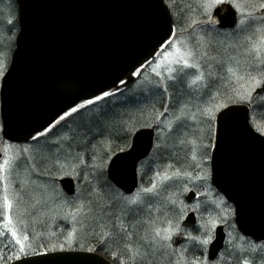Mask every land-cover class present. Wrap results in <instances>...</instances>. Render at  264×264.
I'll return each mask as SVG.
<instances>
[{
	"label": "snow or ice",
	"instance_id": "snow-or-ice-1",
	"mask_svg": "<svg viewBox=\"0 0 264 264\" xmlns=\"http://www.w3.org/2000/svg\"><path fill=\"white\" fill-rule=\"evenodd\" d=\"M158 5L167 31L128 79L118 76L77 97L23 144L13 143L10 125L0 127V264H48L29 258L57 252L104 253L114 264H264V238H249L238 227L242 206L213 188L235 120L245 135L264 142V0ZM15 6L8 0L9 49ZM8 67L0 52V79ZM121 96L120 113L57 134L70 118ZM145 128L163 163L145 186V165L137 161L140 183L124 193L110 168L131 156L130 141ZM14 175L23 176L17 187ZM66 178L79 189L66 192Z\"/></svg>",
	"mask_w": 264,
	"mask_h": 264
},
{
	"label": "water",
	"instance_id": "water-1",
	"mask_svg": "<svg viewBox=\"0 0 264 264\" xmlns=\"http://www.w3.org/2000/svg\"><path fill=\"white\" fill-rule=\"evenodd\" d=\"M18 34L8 74L0 85L1 127L10 125L13 143L23 144L33 129L139 64L167 31L158 0H15ZM226 25L231 24L229 13ZM154 134L142 129L132 138L131 156L110 168L124 193L134 192V164L151 153ZM213 188L243 208L242 227L249 238H264V142L253 140L235 120L217 158ZM69 194L76 189L63 181ZM223 194V193H222ZM227 198V196H226ZM187 202L188 201L186 199ZM187 223V221H186ZM226 238L223 240L225 244ZM53 256V257H52ZM91 257V258H89ZM31 260L48 264H112L98 253H49ZM21 264V262H13Z\"/></svg>",
	"mask_w": 264,
	"mask_h": 264
},
{
	"label": "rangeland",
	"instance_id": "rangeland-1",
	"mask_svg": "<svg viewBox=\"0 0 264 264\" xmlns=\"http://www.w3.org/2000/svg\"><path fill=\"white\" fill-rule=\"evenodd\" d=\"M13 14L17 17L16 6L13 10ZM8 15H9L8 0H0V52H3L5 54V56L7 57V63H9V59H10V56H11V53L13 50L14 38H15V32H16V28H15V32L12 36L11 45H10V49H9V38L7 35V31H6L9 26L4 23V21L8 17ZM185 35H187V34L185 33ZM0 82H1V79H0ZM137 95H143V93H141L140 91H137ZM123 99H124V97L121 99V101H123ZM121 101H120V103H121ZM121 111H123V109L120 107V105L114 108V112H116V113H120ZM101 114L102 113H100L98 115H93V114H91V111L84 113L81 118L75 120L73 123L70 124L69 130H67L66 132H68L70 130L78 129L81 124L94 123L101 116ZM104 114H108V113H104ZM64 133L65 132H62L60 135H62ZM181 155H183V154L181 153ZM162 163H163V161H161L160 158L157 156V150L155 148H153L152 153L149 155V157L143 163H141V164L145 165V167H144V169H142V171L146 172L147 168H152V172H153L156 170L157 165H160ZM22 178H23L22 175L19 177L14 175L12 177L13 184L11 185V187H17L16 182ZM138 178H139V176H138ZM33 190L39 191V189L34 188V186H33ZM0 192H2V186H0ZM194 202L195 201H193L192 203H194ZM36 227H42V226L37 225ZM227 231H228V229H226V232ZM226 243H227V239H226ZM112 264H114V263H112Z\"/></svg>",
	"mask_w": 264,
	"mask_h": 264
},
{
	"label": "trees",
	"instance_id": "trees-1",
	"mask_svg": "<svg viewBox=\"0 0 264 264\" xmlns=\"http://www.w3.org/2000/svg\"><path fill=\"white\" fill-rule=\"evenodd\" d=\"M17 29H18V26L16 24V32H17ZM16 32H15V34H16ZM131 87H134V85L131 86ZM124 91H127V89H124ZM140 96H142V95H140ZM122 98H123V96H121L119 100H117L116 98H109L108 101L101 102L100 105L92 106V108L84 110L82 114H79L77 116H74V117L70 118L71 119V123H73L75 120L81 118L84 113L89 112V111H91V114H93V115H98L100 113H108L110 115L112 112H114V108L120 105V101H121ZM67 130H69V128L68 129L60 128L57 134L60 135L62 132H66ZM54 131H57V130H54ZM43 143L44 142H43V139H42L41 140V146H43ZM143 173H144V177H146L145 178V186H147L149 181H150V178L152 177V174H153L152 168H147L146 172L144 171ZM139 183H140V179H139ZM76 187H77V190H78L80 186L76 184ZM36 228H37V231L43 230L42 227H36ZM113 250H115V248ZM99 254L103 255L104 257H107V259L109 261L114 263L104 253H99Z\"/></svg>",
	"mask_w": 264,
	"mask_h": 264
}]
</instances>
